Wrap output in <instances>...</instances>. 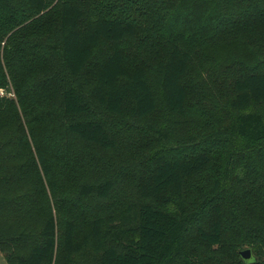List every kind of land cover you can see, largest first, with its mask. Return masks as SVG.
Listing matches in <instances>:
<instances>
[{
    "label": "trees",
    "instance_id": "trees-1",
    "mask_svg": "<svg viewBox=\"0 0 264 264\" xmlns=\"http://www.w3.org/2000/svg\"><path fill=\"white\" fill-rule=\"evenodd\" d=\"M101 1L0 0V40L7 37L3 57L15 84L22 80L18 61L26 58L35 63V71L27 68L24 76L30 71L28 78L35 86L55 94L52 102L34 107L41 106L37 116L43 125L41 133L51 138L68 134L114 149L116 140L102 121L70 119L89 113L92 102L114 115L144 121L161 114L160 123L148 121L142 127L159 143L139 171L137 195L142 201L93 217L86 231H81L75 220L65 221L58 252V222L52 213L39 221L31 217L37 191L26 183L41 176L49 183L52 169L44 153V138L35 135L32 127L28 135L20 134L16 127L2 128L0 252L6 263L53 264L60 253L61 264H78L83 254L90 256L93 264H264V193L259 194L264 174L257 171L255 156L264 148V114L251 108L252 103H264V0H156L155 7L163 16L159 15L150 29L156 31L151 44L165 50L152 71L143 61L129 70L120 46L127 37L139 40V25L147 12L135 9L133 14L131 0H119L105 8ZM140 3L153 13L152 4ZM173 17L181 22L179 30L186 36V47L176 40L180 35L160 44L161 35L170 27H161L159 20L171 23ZM25 22L29 25H23ZM215 40L249 48L252 67L237 77L233 93L224 103L227 120L217 134L230 143V150L211 188L214 201L210 207L189 209L184 202L185 180L203 172L218 155L203 149L187 157L170 156L173 147L167 124L185 116L187 92L182 78L192 53ZM101 42L109 43L111 50L100 62L91 85L80 76L93 48ZM2 72L0 65V84ZM179 142L186 144L187 137ZM32 149L39 161L37 168ZM114 187L111 179L86 182L79 194L105 198ZM205 208H209L205 225L196 227L192 244L185 239L186 227L196 222ZM229 218L235 225L237 243L251 245L255 261H244L239 252V258L235 255L230 263L215 260L211 249L222 245Z\"/></svg>",
    "mask_w": 264,
    "mask_h": 264
},
{
    "label": "rangeland",
    "instance_id": "rangeland-1",
    "mask_svg": "<svg viewBox=\"0 0 264 264\" xmlns=\"http://www.w3.org/2000/svg\"><path fill=\"white\" fill-rule=\"evenodd\" d=\"M116 1L119 0H102L101 5L105 8L115 5ZM140 2H145L149 6L152 4L154 6L152 7L153 13L142 6ZM130 3L133 14L135 9L142 13L147 12V14L142 17L139 25L141 27L139 40L127 37L120 44L125 64L129 70H132L135 65L143 61L147 64L148 70L152 71L158 55L162 56L165 50L161 45L157 46L155 43L152 46L151 44V36L156 31H150V29L153 28L155 20L161 14L155 7L156 0H131ZM162 19L159 20L160 26L170 27V29L168 28L166 34L161 35L162 42L160 44L163 45L169 37L176 39V35H180L176 40L186 47L187 39L179 30L181 22L178 18L173 17L171 23L163 22ZM25 24L29 25V23H23V25ZM185 25L187 26L189 23H185ZM26 31L24 29V32ZM6 38L3 36L0 40V65L4 77L0 84V129L10 127L9 129L14 130L16 127L20 134L28 135L32 127L35 135L44 138V153L50 160L52 169L49 183L42 176V179L32 177L30 180H26V183L37 191L33 195L31 217L39 221L48 213H52L58 222V252H60L61 231L65 221L75 220L81 231H86L93 217L114 207L125 206L130 202H132V206H135L142 201L137 195L139 171L142 163L159 146L157 140L142 127L148 121L160 123L161 114L158 113L148 121H144L136 117L114 115L99 104L92 102V109L89 113L70 119H98L102 121L116 140L114 149L100 148L68 134H59L62 139L60 137L58 139L51 138L47 133H41L43 125L41 126L37 118L42 112L41 106L36 110L34 107L52 102L55 94H49L43 87L35 86L34 81L30 77L28 78L30 71L24 76L23 72H26L27 68L34 70L35 67V63L31 64L26 58L23 61H18L16 66L22 80L15 84L10 79L8 67L5 66L6 59L3 57ZM208 44H204L206 47L202 46L192 53L191 61L182 78L187 92L185 116L175 117L167 124L170 134L168 140L173 147L170 156L187 157L203 149L218 155V157H213L215 161L213 159L211 165L203 172L185 180L184 202L189 209L210 207L214 201L211 188L214 181L220 177L225 162L224 158L230 150V143L226 142L220 133L217 134L227 120L224 103L232 95L233 84L237 77L249 72L252 67L250 58L247 56L249 48L241 49L238 42L215 40L210 45ZM110 50L111 45L106 42L95 46L80 79L86 78L92 85L95 82L100 62ZM28 79H31V82ZM251 108L264 114L263 102L252 103ZM39 110L40 114H38ZM186 137L187 143L182 145L179 138ZM30 151L31 156H34L33 161L37 168L39 163L37 156L33 149ZM255 153L258 162V164L256 162L257 171L264 174V148H260ZM219 154H221L220 157ZM28 159L30 160V157ZM105 179H111L115 185L113 192L108 197L100 198L95 195L82 196L79 194V188L83 183L100 182ZM258 179L261 180V177ZM261 192L264 193V187L261 188L259 194ZM27 203L32 204L29 201ZM208 209L205 208L204 213L201 212L200 218L186 227V241L195 243L196 227L200 224L205 225L204 215L208 213ZM235 231V225L229 218L224 224L222 245L218 249H211L216 254L215 260L221 259L230 263L234 260L235 255L239 258L240 250L253 249L251 245L237 243L239 238ZM61 259L62 256L58 253L56 262L53 264H61ZM77 263L93 264L90 256L86 254L81 255ZM0 264H7L1 252Z\"/></svg>",
    "mask_w": 264,
    "mask_h": 264
},
{
    "label": "water",
    "instance_id": "water-1",
    "mask_svg": "<svg viewBox=\"0 0 264 264\" xmlns=\"http://www.w3.org/2000/svg\"><path fill=\"white\" fill-rule=\"evenodd\" d=\"M239 255L244 261H255V257L252 253L251 248H245L240 250Z\"/></svg>",
    "mask_w": 264,
    "mask_h": 264
}]
</instances>
